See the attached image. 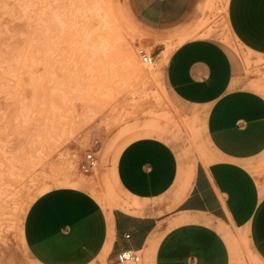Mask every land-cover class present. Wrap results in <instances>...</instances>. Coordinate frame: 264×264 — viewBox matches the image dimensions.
I'll return each mask as SVG.
<instances>
[{"label":"rangeland","instance_id":"374dc122","mask_svg":"<svg viewBox=\"0 0 264 264\" xmlns=\"http://www.w3.org/2000/svg\"><path fill=\"white\" fill-rule=\"evenodd\" d=\"M226 6L227 0H199L193 28L178 40V34L162 38L165 47L184 37L212 36L235 58L244 84L264 94V56L231 36ZM158 40L131 0H0V264H42L22 241L25 212L41 192L85 185L108 210L128 199L113 168L129 140L153 135L187 162L208 159L200 107L170 95L159 55L147 65L136 52L137 46L151 51ZM87 150L97 164L83 173L79 161ZM252 170L264 182V150ZM184 224L191 223H167ZM215 227L214 237L221 235L230 253L228 264H264L245 228L221 221ZM213 238L204 241L207 246ZM137 253V264H151V256Z\"/></svg>","mask_w":264,"mask_h":264},{"label":"crops","instance_id":"0c3cea01","mask_svg":"<svg viewBox=\"0 0 264 264\" xmlns=\"http://www.w3.org/2000/svg\"><path fill=\"white\" fill-rule=\"evenodd\" d=\"M198 3L131 0L140 22L159 38L151 52L165 56L170 95L203 113L208 159L187 162L171 143L142 135L118 151L114 179L128 199L117 206L103 208L85 185L41 192L22 225V241L40 263L118 264L116 253L130 249L151 256V264H210L211 254L214 264H228L226 244L214 237L219 221L245 228L264 261V182L252 170L264 150V94L236 75L235 58L216 38L184 37L166 47L162 40L193 28ZM225 22L243 48L264 56V0H227ZM172 219L191 224L169 227Z\"/></svg>","mask_w":264,"mask_h":264},{"label":"built area","instance_id":"2783aa9c","mask_svg":"<svg viewBox=\"0 0 264 264\" xmlns=\"http://www.w3.org/2000/svg\"><path fill=\"white\" fill-rule=\"evenodd\" d=\"M136 52L143 63L147 65L155 63L156 55L151 51H147L145 47L137 46ZM96 164L97 159L93 150L85 151L79 161V167L83 173L91 172ZM116 259L118 262H131L137 264L140 261V255L137 251L124 249L116 253Z\"/></svg>","mask_w":264,"mask_h":264},{"label":"bare ground","instance_id":"6f19581e","mask_svg":"<svg viewBox=\"0 0 264 264\" xmlns=\"http://www.w3.org/2000/svg\"><path fill=\"white\" fill-rule=\"evenodd\" d=\"M101 2V1H100ZM106 30V29H105ZM130 58H131V61L133 60V62L134 61H138L137 59H136V57L134 56V55H132V54H130ZM164 59H165V56L163 55V57H161L160 58V62H161V64H162V62L164 61Z\"/></svg>","mask_w":264,"mask_h":264}]
</instances>
